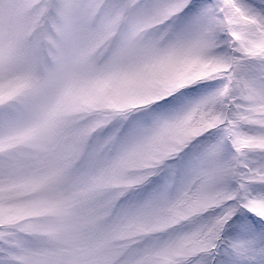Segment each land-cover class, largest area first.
Returning a JSON list of instances; mask_svg holds the SVG:
<instances>
[{
  "label": "snow or ice",
  "instance_id": "1",
  "mask_svg": "<svg viewBox=\"0 0 264 264\" xmlns=\"http://www.w3.org/2000/svg\"><path fill=\"white\" fill-rule=\"evenodd\" d=\"M0 264H264V0H0Z\"/></svg>",
  "mask_w": 264,
  "mask_h": 264
}]
</instances>
